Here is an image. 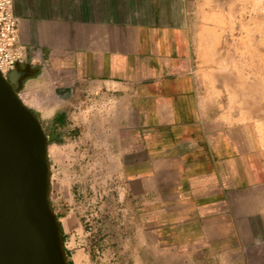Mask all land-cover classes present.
<instances>
[{
	"label": "crops",
	"instance_id": "obj_1",
	"mask_svg": "<svg viewBox=\"0 0 264 264\" xmlns=\"http://www.w3.org/2000/svg\"><path fill=\"white\" fill-rule=\"evenodd\" d=\"M196 1L13 0L26 49L17 93L48 143L93 110L111 125L128 191L150 200L151 248L170 245L183 264H264V138L222 120L205 88Z\"/></svg>",
	"mask_w": 264,
	"mask_h": 264
},
{
	"label": "rangeland",
	"instance_id": "obj_2",
	"mask_svg": "<svg viewBox=\"0 0 264 264\" xmlns=\"http://www.w3.org/2000/svg\"><path fill=\"white\" fill-rule=\"evenodd\" d=\"M190 13L197 64L221 119L264 138V0H197ZM94 111L87 121L73 116L61 138L48 143L50 199L66 233L68 264L78 252L88 264H183L170 245L163 253L151 248L155 233L145 223L153 216L145 206L150 200L128 191L125 164L113 159L111 125ZM68 219L74 223L67 225ZM238 245L232 250L241 251ZM242 261L233 258L232 264Z\"/></svg>",
	"mask_w": 264,
	"mask_h": 264
},
{
	"label": "water",
	"instance_id": "obj_3",
	"mask_svg": "<svg viewBox=\"0 0 264 264\" xmlns=\"http://www.w3.org/2000/svg\"><path fill=\"white\" fill-rule=\"evenodd\" d=\"M18 86L16 69L0 75V264H68L50 199L49 139Z\"/></svg>",
	"mask_w": 264,
	"mask_h": 264
},
{
	"label": "built area",
	"instance_id": "obj_4",
	"mask_svg": "<svg viewBox=\"0 0 264 264\" xmlns=\"http://www.w3.org/2000/svg\"><path fill=\"white\" fill-rule=\"evenodd\" d=\"M26 49L18 40V21L13 14V0H0V75L24 62Z\"/></svg>",
	"mask_w": 264,
	"mask_h": 264
},
{
	"label": "bare ground",
	"instance_id": "obj_5",
	"mask_svg": "<svg viewBox=\"0 0 264 264\" xmlns=\"http://www.w3.org/2000/svg\"><path fill=\"white\" fill-rule=\"evenodd\" d=\"M263 53V52H262ZM219 72H221V71H219ZM257 80V79H256ZM252 85V84H251ZM254 86V85H253ZM253 88V87H252ZM264 90V89H263ZM259 102V101H258ZM250 103V102H249ZM261 103V102H260Z\"/></svg>",
	"mask_w": 264,
	"mask_h": 264
}]
</instances>
